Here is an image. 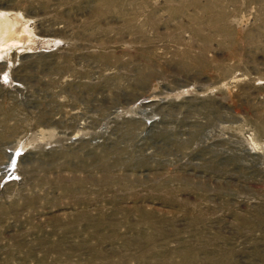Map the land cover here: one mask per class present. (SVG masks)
<instances>
[{
    "label": "rangeland",
    "instance_id": "rangeland-1",
    "mask_svg": "<svg viewBox=\"0 0 264 264\" xmlns=\"http://www.w3.org/2000/svg\"><path fill=\"white\" fill-rule=\"evenodd\" d=\"M6 20L0 264H264V0H0Z\"/></svg>",
    "mask_w": 264,
    "mask_h": 264
},
{
    "label": "bare ground",
    "instance_id": "bare-ground-1",
    "mask_svg": "<svg viewBox=\"0 0 264 264\" xmlns=\"http://www.w3.org/2000/svg\"><path fill=\"white\" fill-rule=\"evenodd\" d=\"M10 22L8 21V20H6V21H4V22H2L1 24H0V43L1 42H3V41H8V40H6V38L8 37V34H9V32H10ZM9 38V37H8ZM143 244V243H142ZM128 245V244H127ZM128 247V246H127ZM126 248V247H125ZM137 248V247H136ZM139 249V248H138ZM147 249V248H146ZM140 250H141V248H140ZM151 252V251H150ZM140 253V252H139ZM142 253V252H141ZM48 252H44L43 253V257H46L47 258V256H48ZM99 254V253H98ZM138 254V253H137ZM143 254H145V253H143ZM28 255H31V251L29 250V253H28ZM100 255V254H99ZM106 255H108V254H106ZM105 255V256H106ZM147 255V254H146ZM112 256V255H111ZM144 256V255H143ZM142 256V257H143ZM91 257V256H90ZM92 257H94V256H92ZM97 257V256H96ZM109 257V256H108ZM145 257V256H144ZM112 258V257H111ZM9 259V258H8ZM56 259V258H55ZM93 259V258H92ZM97 259V258H96ZM103 259V258H102ZM91 260V259H90ZM121 260H122V258H121ZM121 260H119V261H121ZM95 261V260H94ZM111 261H113V259L111 260ZM111 261H109L110 263H112ZM8 262V261H7ZM47 262V264H59V262L57 261V260H55V261H46ZM91 262V261H90ZM95 262H97V261H95ZM99 262V261H98ZM115 262V261H114ZM6 263V262H5ZM107 263H108V261H107ZM44 264H46V263H44ZM86 264V263H85ZM88 264V263H87ZM105 264V263H104Z\"/></svg>",
    "mask_w": 264,
    "mask_h": 264
}]
</instances>
